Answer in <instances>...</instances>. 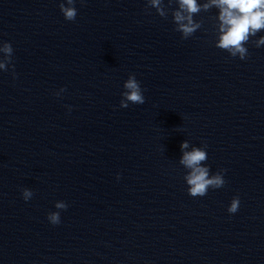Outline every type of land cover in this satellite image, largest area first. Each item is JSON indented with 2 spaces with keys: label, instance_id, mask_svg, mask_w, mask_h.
<instances>
[{
  "label": "clouds",
  "instance_id": "obj_1",
  "mask_svg": "<svg viewBox=\"0 0 264 264\" xmlns=\"http://www.w3.org/2000/svg\"><path fill=\"white\" fill-rule=\"evenodd\" d=\"M168 2L169 5L175 3L178 6L171 14L176 26L175 30L180 32L184 39L189 38L201 28V22L194 19L196 15L213 7L218 8L219 38L215 46L228 52L232 57L238 56L241 60L248 56V48L245 45L257 33L264 31V0H207L203 4H200L198 0H168ZM75 3L76 0H62L59 5L60 11L68 21H74L77 16ZM147 4L149 8H154L159 16L167 17L168 10L164 6L163 0H147ZM261 45H264V36L255 41L257 48ZM0 53H3V56H0V70H7L8 65L12 62V45L8 42L0 43ZM124 89L120 107L127 108L129 103H145L140 83L134 74L129 75L124 83ZM63 91L65 89H61V92ZM188 147L187 141L181 144L182 151ZM207 159L208 154L204 148L183 151L180 163L190 170L184 179L188 185V194L192 197H203L209 188L218 189L225 185L222 172L210 175L209 167L205 166ZM22 196L27 201L33 196V192L24 188ZM239 205V197H234L228 207V212L236 213ZM67 207L68 205L63 201H58L55 204V208L59 210H65ZM48 220L53 225L59 224V211L50 212Z\"/></svg>",
  "mask_w": 264,
  "mask_h": 264
}]
</instances>
